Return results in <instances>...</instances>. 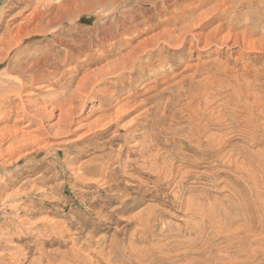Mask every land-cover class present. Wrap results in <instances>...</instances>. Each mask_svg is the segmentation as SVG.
Listing matches in <instances>:
<instances>
[{
  "label": "rangeland",
  "instance_id": "1",
  "mask_svg": "<svg viewBox=\"0 0 264 264\" xmlns=\"http://www.w3.org/2000/svg\"><path fill=\"white\" fill-rule=\"evenodd\" d=\"M197 1L189 12L162 0H0L1 43L13 39L27 16L38 22L0 65V264H264L263 26L249 21L247 10L228 29L232 15L223 8L245 0H205L200 8ZM143 9L163 23L155 30L150 22L134 27L149 15ZM206 11L210 20L187 31L181 47L154 48L120 80L107 75L83 102L76 98L74 134L58 133L59 110L42 125L28 117L43 103L49 110L66 103L85 74L144 38L165 28L179 32ZM219 23L223 30L206 46L204 35ZM251 26L257 31L250 37L245 28ZM106 36L111 39L100 45ZM250 40L258 41L251 46ZM38 50L37 58L59 53L56 77L32 84L26 75L32 85L22 87L18 65ZM31 94L41 103L25 101L14 113L6 107ZM119 105L129 112L118 122L91 127L104 112L117 114ZM35 136L40 140L24 147L22 157L9 156V147Z\"/></svg>",
  "mask_w": 264,
  "mask_h": 264
},
{
  "label": "bare ground",
  "instance_id": "2",
  "mask_svg": "<svg viewBox=\"0 0 264 264\" xmlns=\"http://www.w3.org/2000/svg\"><path fill=\"white\" fill-rule=\"evenodd\" d=\"M158 0H150V3L151 2H153V4L155 3V2H157ZM163 1V4H167V5H169V3H175L176 4V6L178 5V7H179V9L181 8L182 10H186L187 11V8L189 9V8H191V6H192V8H191V10H194V9H196V6H193L195 3H198V1L197 0H178V1H176V2H169V0H162ZM211 1V0H210ZM225 1H227V0H225ZM225 1H223V2H225ZM230 1V0H229ZM142 3V2H141ZM204 3H205V0H199V6H197L198 8H200V7H202L203 5H204ZM232 4H229V6H226V7H224L223 8V11H222V14H224L225 16H227L226 14H230V15H232L231 17V20H230V22H229V20H227L228 22H229V24H230V27L228 28V29H230V31L232 30V29H234L235 28V18H241L242 16H244L243 14L244 13H247L248 11L247 10H250V12L249 13H247L248 14V16H246V17H248L247 19L249 20V21H251V19H253L254 20V22L255 23H257V25H260V24H262V26H263V28H262V31L264 32V0H245L243 3H241L240 5H238L237 7H235V8H233L231 5H235V4H233L234 2H231ZM236 3V2H235ZM152 4V3H151ZM174 4V5H175ZM221 4H222V2H221ZM198 5V4H197ZM227 5H228V3H227ZM237 5V4H236ZM235 5V6H236ZM154 6H156V4L154 5ZM158 6H160L159 4H158ZM214 6V5H213ZM216 6V5H215ZM221 6V5H220ZM204 7V6H203ZM137 7H135V9H136ZM147 8V7H146ZM160 8V7H159ZM197 8V9H198ZM212 8V7H211ZM214 8V7H213ZM216 8V7H215ZM178 9V10H179ZM222 8H219L218 9V11L219 10H221ZM150 10H151V8H150ZM153 10V9H152ZM156 10V9H155ZM157 10H159V9H157ZM156 10V11H157ZM213 10V9H212ZM38 11V10H37ZM124 11V10H123ZM133 11V9H130V10H127V15H131V12ZM135 11V10H134ZM163 11H165V10H163ZM162 10H161V13L163 12ZM189 12H190V9L188 10ZM196 11V10H195ZM204 11V10H203ZM125 12V11H124ZM143 12L145 13V15H146V13H149V9H143ZM185 12V11H184ZM192 12V11H191ZM217 12V11H216ZM242 12H244L243 14H242ZM137 13V12H136ZM165 13H167V11L165 12ZM180 13V12H179ZM188 13V12H187ZM195 13V12H194ZM193 13V14H194ZM210 13H211V11H206V12H202V13H198V18L195 20V21H193V23H189V25H186L185 27L184 26H182V27H184L182 30H179V32L177 31V29H174V28H171V29H166L165 27V29H163L161 32H155V34H152V35H150V37H148V38H144L143 40H141V41H139L137 44H135L133 47H131V49H129L127 52H125V53H123L122 55H120L115 61H113V62H111V63H107V66H105V67H103L104 69H102V70H99V72H97V73H93V74H90V73H87V74H85L84 75V77L79 81V83H78V87L74 90V92H73V94H72V96L70 97V100H68L66 103H64L63 105H61L60 107H58L59 105H58V103L57 104H55V105H53L52 106V108L49 110L48 109V107H47V105H44L45 103H43L42 104V106L41 107H38L36 110L34 109L32 112H30L29 111V114H28V117L30 118V120L33 122V121H35L36 123L38 122V124H41L42 125V123H44V120H46L47 118H50V117H52L56 112L55 111H58L59 110V120L57 121L58 122V125H59V128H60V131L58 132L59 134H66L67 136H69V135H72V134H74L75 132H76V129L75 130H72V126L74 125V123H75V118H76V114H77V112L80 110L79 108H77L75 105H74V102H75V99L77 98H80V99H82V102L84 101V96H87L88 95V92H90V90L93 88L94 89V85L95 86H97V85H100L105 79H106V76L108 75H111V77H116L118 80H120L122 77H123V75L126 73V71H131V68H133V67H136V64H137V62L138 61H140V59L142 58V57H144V55L147 53V52H149L150 50H152L153 49V52H154V48H158L159 49V52H164V51H166L167 50V47L166 46H170V45H172V46H175L176 47V44H171V42H174V43H178L179 41V43H182L183 42V38H185L184 37V35H188L186 32L187 31H189V30H191V29H195L196 30V28L197 29H199V28H204V24H205V22H206V20L210 17L209 15H210ZM34 14V13H33ZM155 14L156 13H149V15L147 16V18H145V20L144 21H139V22H137V23H135L134 24V27H140L141 25H143V24H145V23H148V22H150L151 23V26H149V27H151L152 29H154L156 26H160V23H163V22H160L159 24H158V22H154V20H155V18H156V16H155ZM173 14V13H172ZM175 14V13H174ZM184 14V13H183ZM216 14V13H215ZM214 14V15H215ZM135 15V14H134ZM137 15V14H136ZM191 15V14H190ZM174 16H176V15H174ZM173 16V17H174ZM181 16H182V12H181ZM209 16V17H208ZM138 17V16H137ZM140 17V16H139ZM169 17V16H168ZM167 17V18H168ZM171 17V16H170ZM215 17V16H214ZM129 18V17H128ZM164 18V17H163ZM166 18V17H165ZM176 18V17H175ZM174 18V19H175ZM212 18V17H211ZM25 19V21L23 20L22 22H20V24H18V30H16V32H14V35L12 34V36L10 37V38H13L15 41L13 42V39H11V40H3L4 42L3 43H1V45H0V65L2 64V62L4 61V60H6V58L8 57V56H10L11 55V53H12V51L14 50V47L15 46H17V45H19L20 44V42H21V40L23 39V38H25V37H27V34H34V33H32L34 30H36V26H37V23L38 22H34V18H30V17H26V18H24ZM137 19H139V18H137ZM144 19V18H143ZM188 19V18H187ZM160 20V19H159ZM165 20H167V19H165ZM180 20V19H179ZM210 19H208L207 21H209ZM28 21V22H27ZM122 21V20H121ZM172 21H173V19H172ZM171 21V22H172ZM27 22V23H26ZM123 22H124V20H123ZM175 22V21H174ZM130 23V22H129ZM128 23V24H129ZM132 23H133V21H132ZM131 23V24H132ZM165 23H169L170 24V22H169V20H167ZM176 23V22H175ZM185 23V22H184ZM33 25L32 27L33 28H27V26L28 25ZM186 24V23H185ZM208 24V23H207ZM224 24L225 23H223V24H221L220 25V23H219V25L218 26H214L215 28H211L210 29V32L208 33V34H205L204 35V37H205V42H206V46L207 45H209V43H210V41H211V38L212 37H216V34L218 33V32H220L221 30H223V28H224ZM123 25H125V26H127L125 23H123ZM122 25V26H123ZM166 25V24H165ZM13 27V26H12ZM124 27V26H123ZM162 27V26H161ZM157 28V27H156ZM115 29V28H114ZM129 29L130 30H133V27H129ZM246 30H245V32H246V34L248 35V36H250L251 37V35H253L257 30H255L254 29V26H251V27H246L245 28ZM155 30V29H154ZM47 31V30H46ZM121 31V30H120ZM120 31H118V32H120ZM149 31H150V29H149ZM43 32V31H42ZM143 32V31H142ZM190 32V31H189ZM199 33H201L200 31H198ZM197 32V33H198ZM195 33V32H194ZM258 33V32H257ZM41 34V33H40ZM117 34V33H116ZM203 34V33H202ZM229 34V33H228ZM231 34V33H230ZM229 34V35H230ZM244 34V33H243ZM245 34V35H246ZM115 35V34H114ZM135 35V34H134ZM134 35H132V36H134ZM144 35V34H143ZM142 35V36H143ZM147 35V34H146ZM4 36V35H3ZM111 36V35H110ZM193 36V35H192ZM194 36L195 37H199V36H201V34H194ZM203 36V35H202ZM247 36V37H248ZM6 37V36H5ZM5 37H4V39H5ZM114 37V36H113ZM9 38V37H8ZM128 39L130 38L129 36L127 37ZM132 38V37H131ZM130 38V39H131ZM246 38V37H245ZM1 39V38H0ZM111 38L110 37H107L106 36V38H104V41H103V43H100V45H104L106 42H108L109 40H110ZM135 39V38H134ZM195 39V38H194ZM199 39H202V38H199ZM198 39V40H199ZM264 39V38H263ZM2 40V39H1ZM125 40V39H124ZM222 40V39H221ZM227 40V39H226ZM244 40V39H243ZM247 40V39H246ZM117 41V40H116ZM128 41V40H127ZM133 41H135V40H133ZM184 41H186V39L184 40ZM200 41V40H199ZM249 41V40H248ZM251 41V40H250ZM257 41L258 40H256V41H254V40H252L249 44L251 45V46H255L256 44H257ZM16 42V43H15ZM74 42V41H73ZM136 42V41H135ZM204 42V41H203ZM131 43H132V41H131ZM177 44L179 47H181L180 46V44ZM199 43V42H198ZM59 44V43H58ZM111 44V43H110ZM194 44V43H193ZM202 44V43H201ZM61 46H62V44H60ZM129 45V44H128ZM130 45H132V44H130ZM182 45H183V43H182ZM63 46L64 47H72V45L70 46L69 44H63ZM171 46V47H172ZM185 46V45H184ZM200 46V45H199ZM205 46V45H204ZM203 46V47H204ZM263 47H264V45H262ZM105 47V46H104ZM76 48H77V46H76ZM174 48V47H173ZM178 48V47H177ZM16 49V48H15ZM75 49V48H74ZM176 49V48H175ZM17 50V49H16ZM49 50H52V47H50L49 48ZM49 50H48V52H49ZM204 50V49H203ZM156 51V50H155ZM202 51V50H201ZM55 52V51H54ZM151 52V51H150ZM149 52V53H150ZM170 52V51H169ZM39 53H42V51L41 50H38V51H35V52H33V53H30V56H29V59L28 60H23V61H25V62H20V65H18L19 67H18V69H17V71H16V73H17V75H18V77L20 78V79H22V84H23V86L22 87H30L32 84H35V83H37V82H39V81H42V80H46V79H50V77L51 78H54L53 76L55 75V77H56V74H57V70H58V68L57 67H55V64H58V63H60L61 61H60V55H59V53L57 52V53H55V54H50V53H48V54H46V53H43V56H41V57H38L37 58V55L39 54ZM173 53H175V52H173ZM45 54V55H44ZM152 54V53H151ZM150 54V55H151ZM165 54V53H164ZM20 55V57H21V53L19 54ZM149 55V56H150ZM161 55V54H160ZM199 55V54H198ZM23 56V55H22ZM164 56V55H163ZM163 56H160V57H163ZM177 56V55H176ZM175 56V57H176ZM28 57V56H27ZM37 59H36V58ZM15 58V57H14ZM178 58V57H177ZM148 59V58H147ZM159 59H161V58H159ZM176 59V58H175ZM16 60V59H15ZM151 60V59H150ZM162 60V59H161ZM167 60V59H166ZM177 60V59H176ZM20 61V60H19ZM148 61H149V59H148ZM144 62V61H143ZM142 62V63H143ZM155 62H156V60H155ZM154 62V63H155ZM162 62V61H161ZM166 62H168V61H166ZM149 63H150V61H149ZM169 63V62H168ZM168 63H166V64H168ZM162 64V63H161ZM166 64H164L163 63V65H166ZM61 65V64H60ZM143 65V64H142ZM145 65V64H144ZM150 65V64H149ZM148 65V66H149ZM158 65V64H157ZM49 66H52L54 69L52 70V69H49ZM154 65H152L151 67H153ZM169 66V65H168ZM181 66V65H180ZM195 66V65H194ZM15 67V66H14ZM166 67V66H165ZM164 67V68H165ZM171 67V66H170ZM176 67V66H175ZM17 68V67H16ZM148 68V67H147ZM146 68V69H147ZM161 68H163L162 66H161ZM197 68V67H196ZM144 69V68H143ZM145 69V70H146ZM158 69V68H157ZM168 69V68H167ZM174 69H176V68H174ZM200 69V68H199ZM135 70V69H134ZM138 70H139V68H138ZM142 70V69H141ZM160 70V69H159ZM171 70V69H170ZM221 70V69H220ZM136 71V70H135ZM135 71H133V72H135ZM149 71H151V70H149ZM160 71H162V70H160ZM173 71V70H172ZM172 71H170V72H172ZM59 72V71H58ZM144 72V71H143ZM155 72V74H156V72H158V70L156 71H154ZM154 72H153V74H154ZM198 72V71H197ZM213 72V71H212ZM211 72V75L213 74ZM117 73V74H116ZM163 73V72H162ZM169 73V71L167 72V74ZM173 73H175V72H173ZM172 73V74H173ZM179 73V72H178ZM210 73V72H209ZM116 74V75H115ZM134 74V73H133ZM220 74V73H219ZM218 74V75H219ZM26 75H28L29 77H30V81H31V85H29L28 83V81H29V79L28 78H26ZM88 75L90 76V77H88ZM157 75V74H156ZM193 75V74H192ZM2 76H3V74H2ZM132 76V75H131ZM149 76V75H148ZM155 76V75H154ZM162 77H163V74L161 75ZM160 76V77H161ZM173 76V75H172ZM189 76H190V74H189ZM128 76H126L125 78H127ZM138 77V76H137ZM156 77V76H155ZM192 77V76H191ZM193 77H196L195 75L193 76ZM71 78V77H70ZM69 78V79H70ZM157 78H159V77H157ZM181 78H184L183 76L181 77ZM57 79V78H56ZM68 79V80H69ZM132 79V78H131ZM131 79H129V80H131ZM165 79V78H164ZM188 79V78H187ZM138 80V79H137ZM154 80V79H153ZM163 80V79H162ZM190 80H191V78H190ZM46 81H48V80H46ZM106 81V80H105ZM109 81V80H108ZM115 81V80H114ZM156 81V80H155ZM178 81H180V79H178ZM177 81V82H178ZM59 82V81H58ZM110 82H111V80H110ZM120 82V81H119ZM125 82L127 83V81L125 80ZM130 82V81H129ZM128 82V83H129ZM133 82V81H132ZM154 82V81H153ZM152 82V83H153ZM157 82V81H156ZM160 82V81H159ZM162 82V81H161ZM192 82V81H191ZM56 83V82H55ZM116 83V82H115ZM122 83V82H121ZM168 83V82H167ZM169 83H171V82H169ZM59 83H56V85H58ZM181 84V83H180ZM120 85V84H119ZM126 86H127V84H125ZM156 85H157V83H156ZM156 85L154 86L155 88H157L156 87ZM166 85V84H165ZM168 85V84H167ZM172 85V84H171ZM174 85V84H173ZM105 86H107V85H105ZM137 86V85H136ZM159 86V85H158ZM179 86V85H178ZM189 86V85H188ZM192 86V85H191ZM33 87V86H32ZM100 87V86H99ZM170 87V86H169ZM168 87V88H169ZM184 87V86H183ZM96 88V87H95ZM98 88V87H97ZM96 88V89H97ZM102 88V87H101ZM151 88V89H150ZM150 88H148V89H150V90H152L153 88H152V85H151V87ZM188 88H190V87H188ZM193 88V87H192ZM25 89V88H24ZM137 89V88H136ZM148 89H146V91H144L145 92V94H146V92L147 91H150V90H148ZM162 89V88H161ZM167 89V88H166ZM191 89V88H190ZM14 90V89H13ZM130 90V89H129ZM157 90V89H156ZM165 90V89H164ZM176 90V89H175ZM188 90V89H187ZM10 91V90H9ZM93 91V90H92ZM177 91V90H176ZM190 91V90H189ZM195 91V90H194ZM194 91H193V93H194ZM22 92V91H21ZM46 92V91H45ZM143 92V93H144ZM159 92H162V91H160L159 90ZM186 92H188V91H186ZM191 92V91H190ZM35 93V92H34ZM44 93V92H43ZM47 93V92H46ZM105 93V92H104ZM103 93V94H104ZM113 93V92H112ZM135 93V92H134ZM152 93V92H151ZM41 94V93H40ZM100 94V93H99ZM105 94H107V93H105ZM187 94V93H186ZM19 95V94H18ZM21 95V94H20ZM19 95V97H21ZM31 95H33V96H31ZM30 96H31V98H29V101L26 99V100H24L23 98H21L22 100H20V102L17 104V102L15 101V100H9V101H5L6 103H7V105L8 106H6V107H9L11 110H10V112H12V113H14L13 112V109L15 110L16 109V107H20L21 105H23V107H22V109L26 106V104H25V101H27V102H29V104L30 103H36V104H40L41 103V101H40V98H38L39 96L38 95H36V94H31ZM34 95H36V96H34ZM45 95V94H44ZM102 95V94H101ZM114 95H115V93H114ZM113 95V96H114ZM147 95V94H146ZM198 95V94H197ZM196 95V96H197ZM6 96V95H5ZM38 96V97H37ZM129 96H131V98H132V93H131V95L129 94L128 95V97ZM137 96V95H136ZM152 96V95H151ZM166 96V95H165ZM170 96V95H169ZM16 97V96H15ZM40 97H42V96H40ZM88 97V96H87ZM98 97H100V96H98ZM107 97V96H106ZM147 97V96H146ZM149 97V96H148ZM7 98V97H6ZM108 98V97H107ZM116 97H114V99H115ZM127 98V97H126ZM166 98V97H165ZM191 98V97H190ZM37 99H39V100H37ZM42 99V98H41ZM45 99V98H44ZM43 99V101H45ZM76 99V100H77ZM79 99V100H80ZM102 99V98H101ZM130 99V98H129ZM133 99H135V96H134V98ZM149 99V98H148ZM168 99V98H167ZM146 100V98L144 99V100H142V101H145ZM152 100H154V99H152ZM156 100V99H155ZM163 100V99H162ZM169 100V99H168ZM112 101H113V99H112ZM120 101V100H119ZM122 101V100H121ZM135 101H138L137 99L135 100ZM135 101H132V102H135ZM159 101V100H158ZM161 101V100H160ZM159 101V102H160ZM165 101V100H164ZM167 101V100H166ZM56 102H58V101H56ZM65 102V101H64ZM81 102V103H82ZM140 102V101H139ZM59 103H60V101H59ZM105 103V102H104ZM107 103V102H106ZM121 103V102H120ZM119 103V104H120ZM138 103V102H137ZM148 103V102H147ZM162 103H164V102H162ZM84 104V103H83ZM117 104V103H116ZM124 104V103H123ZM122 104V105H123ZM126 104V103H125ZM128 104V103H127ZM157 104H158V102H157ZM3 105H4V103H3ZM32 105V104H31ZM30 105V106H31ZM82 105V104H81ZM111 105V104H110ZM113 105V104H112ZM132 105V104H131ZM137 105V104H136ZM144 105H146V104H144ZM152 105V104H151ZM164 105V104H163ZM5 106V105H4ZM155 106V105H154ZM175 106H177V105H175ZM1 107V106H0ZM83 107V106H82ZM100 107V106H99ZM110 107H113V106H110ZM136 107H138V106H136ZM141 107V106H140ZM157 107H158V105H157ZM185 107V106H184ZM116 108H118V107H116ZM127 108H129L128 106H120L119 105V108L117 109V114H115V115H112V113H111V115H106V112H104L105 114L103 115H99V117H98V119L95 121V123L93 124L92 123V126L91 127H93V125L95 126L96 124H98V123H100V122H104V126L106 127V125H108V124H111V122H112V124H113V121H117L118 122V120H120L121 118H122V116L124 117V115L126 114V113H128L129 112V109H127ZM201 108V107H200ZM27 109V108H26ZM100 109V108H99ZM107 109V108H106ZM110 109V108H109ZM109 109H107V110H109ZM131 109H132V107H131ZM159 109V108H158ZM157 109V110H158ZM161 109H163V108H161ZM160 109V110H161ZM4 110V109H3ZM6 110H7V108H6ZM25 110V109H24ZM101 111L102 110H104V108L103 109H100ZM113 110H115L114 108H113ZM156 110V109H155ZM112 111V110H111ZM133 111V110H132ZM137 111V110H136ZM149 111H150V109H149ZM168 111V110H167ZM166 111V112H167ZM173 111V110H172ZM172 111H170V112H172ZM97 112V111H96ZM113 112V111H112ZM146 112V111H145ZM158 112V111H157ZM2 113H5V112H2ZM12 113H9V115L10 114H12ZM18 113V112H17ZM16 113V114H17ZM99 113V112H98ZM154 113H155V111H154ZM159 113H160V111H159ZM173 113V112H172ZM97 114V113H96ZM108 114V113H107ZM148 114V113H147ZM163 114H167V113H164L163 112ZM189 114V113H188ZM5 115V114H4ZM9 115H6L7 117L6 118H8L9 117ZM13 115V114H12ZM143 115H145V114H143ZM161 115V114H160ZM236 115V114H235ZM129 116V115H128ZM138 116V115H137ZM142 116V115H141ZM159 116V115H158ZM190 116V115H189ZM139 117V116H138ZM160 117V116H159ZM170 117V116H169ZM25 118V117H24ZM204 118H205V116H204ZM9 119V118H8ZM167 119H168V117H167ZM166 119V120H167ZM172 119V118H171ZM203 119V118H202ZM205 119H207V118H205ZM205 119H203V121L205 120ZM18 120H19V116H18ZM21 120H22V118H21ZM28 120V119H27ZM165 120V121H166ZM170 120V119H169ZM8 121V120H7ZM137 121V120H136ZM163 121V120H162ZM161 121V122H162ZM192 121V120H191ZM5 122V121H4ZM34 122V123H35ZM122 122V121H121ZM121 122H120V124H121ZM164 122V121H163ZM31 123V122H30ZM156 123V122H155ZM154 123V124H155ZM220 123V122H219ZM19 124V123H18ZM135 124V123H134ZM133 124V125H134ZM91 124H89V126H90ZM159 125V124H158ZM161 125V124H160ZM191 125V124H190ZM12 126V125H11ZM44 126V125H43ZM101 126V125H100ZM99 126V127H100ZM103 126V125H102ZM156 126V125H155ZM201 126V125H200ZM41 127V126H40ZM39 127V128H40ZM48 127H50V126H48ZM120 127V126H119ZM121 127H123V124L121 125ZM126 127V126H125ZM124 127V128H125ZM129 127V126H128ZM146 127V126H145ZM145 127H143V128H145ZM19 128V127H18ZM37 128V127H36ZM108 128V126L106 127V129ZM113 128V127H112ZM147 128V127H146ZM14 129H15V127H14ZM13 129V130H14ZM20 129V128H19ZM86 129V128H85ZM88 129V128H87ZM101 129V128H100ZM111 129V128H110ZM121 129V128H120ZM130 129V131H131V128H129ZM48 129H43L42 131L43 132H46ZM53 130H54V128H53ZM133 130V129H132ZM12 131V130H11ZM22 131V130H21ZM39 131H41V129H38V132H35V133H39ZM117 131V130H116ZM25 132V131H24ZM48 132V131H47ZM134 132V131H133ZM54 133V132H53ZM116 133V132H115ZM119 133V132H118ZM14 134V133H13ZM17 134V133H16ZM19 134V133H18ZM21 134V133H20ZM28 134V133H27ZM30 134H31V132H30ZM46 134V133H45ZM52 134V133H51ZM22 135V134H21ZM26 135V134H25ZM25 135H24V137H25ZM29 135V134H28ZM33 135V134H32ZM54 135H55V133H54ZM65 135V136H66ZM87 135V134H86ZM116 135V134H115ZM121 135V134H120ZM31 136V135H30ZM12 137V136H11ZM18 137V136H17ZM27 137V136H26ZM34 137V136H33ZM130 137V136H129ZM216 137H218V136H216ZM4 138V137H3ZM30 138V137H29ZM32 138V137H31ZM30 138V139H31ZM42 138V137H41ZM83 138V137H82ZM1 139V138H0ZM29 139V140H30ZM15 140V139H14ZM20 140H22V138L20 139ZM33 140V141H32ZM37 140H40V138L39 139H37V136H35V139L34 138H32L31 139V141H32V143H30V141L29 142H24L23 143V146L22 145H20V146H17L18 144V140H16V141H18L16 144V146L15 145H12L11 147H9V149L10 148H12V149H10L9 151H10V157H12V158H14V156H16V155H19V157H22V155H21V153H22V151L24 150V147H26V146H28V145H31V144H34ZM65 141V140H64ZM70 141H72V140H70ZM129 141V140H128ZM212 141V140H211ZM14 142V141H13ZM38 142V141H37ZM36 142V143H37ZM87 142V141H86ZM21 143V141L19 142V144ZM15 144V143H14ZM57 144V143H56ZM128 144V143H127ZM9 146V145H8ZM99 148V147H98ZM97 149V148H96ZM158 149V148H157ZM42 151V150H41ZM45 151V150H44ZM9 153V152H8ZM110 153H112V152H110ZM6 154V153H5ZM109 154V153H108ZM122 154V153H121ZM110 155V154H109ZM108 155V156H109ZM115 155V154H114ZM117 155V154H116ZM106 156V155H105ZM111 156V155H110ZM118 156H119V154H118ZM7 157V156H6ZM116 157V156H115ZM120 157V156H119ZM170 157V156H169ZM76 158V157H75ZM100 158H103L104 159V157L103 156H101ZM107 158V157H106ZM105 158V159H106ZM122 158V157H121ZM171 158V157H170ZM18 159V158H17ZM93 159V158H92ZM95 159V158H94ZM97 159V158H96ZM116 159V158H115ZM128 159V158H127ZM19 160H20V158H19ZM91 160V159H90ZM111 160H113V159H111ZM170 160V159H169ZM14 161V160H13ZM103 161V160H102ZM105 161V160H104ZM107 161V160H106ZM171 161V160H170ZM86 162V161H85ZM127 162H129V161H127ZM166 162V161H165ZM172 162V161H171ZM12 163V162H11ZM94 163V162H93ZM100 163V162H99ZM111 163V162H110ZM109 163V164H110ZM112 163H113V161H112ZM168 163H170V162H168ZM114 164V163H113ZM118 164V163H117ZM141 164V163H140ZM164 164V163H163ZM37 165V164H36ZM102 165V164H101ZM110 165H112V164H110ZM116 165V164H115ZM125 165V164H124ZM86 166V165H85ZM120 166V165H119ZM127 166V165H126ZM141 167H143L142 165H140ZM156 166V165H155ZM114 167V166H113ZM116 167V166H115ZM172 167V166H171ZM119 168V167H118ZM24 169V168H23ZM22 169V170H23ZM115 169V168H114ZM125 169V168H124ZM168 169V168H167ZM171 169V168H170ZM107 170V169H106ZM113 170V169H112ZM150 170H151V168H150ZM158 170V169H157ZM118 171H120V169L118 170ZM125 171V170H124ZM124 171H122V172H124ZM149 171V170H148ZM160 171V170H159ZM158 171V172H159ZM169 171V170H168ZM22 172V171H21ZM105 172V171H104ZM153 172H156L155 170L153 171ZM171 172V171H170ZM17 173V172H16ZM77 173V172H76ZM81 174V173H80ZM119 174V173H118ZM165 174V173H164ZM171 174H172V172H171ZM125 175V174H124ZM161 175V174H160ZM159 175V176H160ZM162 175H163V173H162ZM116 176V175H115ZM162 177V176H161ZM163 177H165V176H163ZM16 178V177H15ZM166 178V177H165ZM38 179V178H37ZM35 182V181H34Z\"/></svg>",
  "mask_w": 264,
  "mask_h": 264
}]
</instances>
